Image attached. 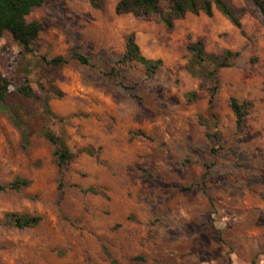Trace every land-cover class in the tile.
Here are the masks:
<instances>
[{"label": "rangeland", "instance_id": "1", "mask_svg": "<svg viewBox=\"0 0 264 264\" xmlns=\"http://www.w3.org/2000/svg\"><path fill=\"white\" fill-rule=\"evenodd\" d=\"M227 1L246 10L241 28L216 7L168 30L159 17L119 15L118 0L99 9L46 0L28 16L41 23L33 54L0 38V70L52 95V130L73 151L95 152L59 166L44 136L24 146L0 108V182L31 180L0 191V264H264V21L253 1ZM130 34L162 65L152 76L140 63L107 76ZM199 40L210 53H240L220 71L212 112L188 71V45ZM59 55L69 60L61 69L42 59ZM231 97L252 101L241 129ZM8 212L42 221L19 229L6 224Z\"/></svg>", "mask_w": 264, "mask_h": 264}, {"label": "trees", "instance_id": "2", "mask_svg": "<svg viewBox=\"0 0 264 264\" xmlns=\"http://www.w3.org/2000/svg\"><path fill=\"white\" fill-rule=\"evenodd\" d=\"M46 0H0V38L10 35L20 48L19 54L27 56L33 54L36 43L40 37L41 23L29 21L28 16L34 8L42 6ZM259 9L264 21V0H251ZM91 7L101 8L105 0H89ZM217 8L238 28L242 27L241 17L245 13L242 8L235 12L227 0H118L116 12L119 15L132 14L138 18L159 19L172 30L175 21L191 12L194 14L205 13L212 17L214 8ZM191 57L188 62L189 73L201 81V89L209 94V109H214V100L220 88V71L231 67L240 53L233 50H225L222 54L207 51L203 41L199 40L188 45ZM82 63L88 64L89 58L82 54L76 55ZM48 66L61 69L68 63V59L59 55L48 59L42 57ZM142 64L148 76L156 73L163 61L161 59L147 58L141 51L136 41L135 34H130L126 39V49L117 60L116 65L106 73L107 76L119 77L122 69L131 64ZM52 95L41 96L30 85L27 74L24 77H16L9 80L0 70V108L7 114L13 124L20 130L24 146L31 144V138L35 133L44 136L54 147V155L59 166H64L80 157L81 154L94 155L91 148H83L73 151L66 141L60 138L51 128L50 121L54 117L49 101ZM190 101L197 98L195 92L188 94ZM40 102L39 110L33 107V102ZM252 107L251 100H239L230 98V108L235 116L236 126L241 129ZM202 121V119H201ZM210 137L218 138L217 134L208 133ZM31 185V180L16 178L9 183L0 182V191L21 192ZM85 193H97L95 189H88ZM6 224L19 229L34 228L38 226L42 217L17 212H8L5 215ZM136 261H146L143 256L135 258ZM112 264H120L113 259Z\"/></svg>", "mask_w": 264, "mask_h": 264}]
</instances>
